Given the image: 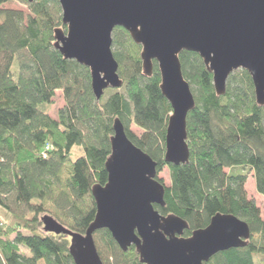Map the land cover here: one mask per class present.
Wrapping results in <instances>:
<instances>
[{"label": "trees", "instance_id": "1", "mask_svg": "<svg viewBox=\"0 0 264 264\" xmlns=\"http://www.w3.org/2000/svg\"><path fill=\"white\" fill-rule=\"evenodd\" d=\"M11 2L27 10L4 7ZM66 27L59 0H0V264H76L70 238L46 231L42 216L86 233L97 213L93 187L108 182L116 118L159 172L169 169V185L158 178L166 204L155 208L186 220L184 237L206 228L218 213L248 223L245 247L221 251L205 264H256L255 258L264 264V218L245 189L249 170L264 197V108L249 72L232 73L226 94L218 96L200 55L181 52L196 105L187 120L189 162L175 165L165 159L172 107L160 89L157 62L145 75L141 45L117 27L113 53L124 85L98 101L90 69L54 45L55 29ZM59 90L65 104L52 117L48 107ZM75 147L81 154L74 159ZM95 241L104 264H144L135 246L123 251L108 229L97 231Z\"/></svg>", "mask_w": 264, "mask_h": 264}, {"label": "water", "instance_id": "2", "mask_svg": "<svg viewBox=\"0 0 264 264\" xmlns=\"http://www.w3.org/2000/svg\"><path fill=\"white\" fill-rule=\"evenodd\" d=\"M59 2L67 27L55 29L54 45L64 58L90 69L98 101L107 89L124 85L113 53L117 27L141 45L145 75H152L157 62L160 89L172 107L166 136L168 163L180 165L190 159L187 120L196 101L182 71V51L200 55L213 74L218 96L226 94L232 73L249 72L257 104L264 108V0ZM113 129L112 152L106 161L108 182L93 187L97 213L86 233L74 232L50 215L42 217L46 231L70 238L76 264H104L95 241L101 229H108L123 251L135 246L144 264H205L221 251L247 245L251 229L232 214L218 213L206 228L184 237L188 222L155 208L166 204L157 162L129 139L119 118Z\"/></svg>", "mask_w": 264, "mask_h": 264}, {"label": "rangeland", "instance_id": "3", "mask_svg": "<svg viewBox=\"0 0 264 264\" xmlns=\"http://www.w3.org/2000/svg\"><path fill=\"white\" fill-rule=\"evenodd\" d=\"M4 7L5 8H14V9H19V10H25V11L27 10V6L25 4H22V3H19V2H11V3L6 4ZM64 30H66V28ZM113 90L114 89H112V88L107 89L105 91L104 96H109L113 92ZM64 104H65V102H64L63 93H62L61 90H59V91H57V95H56L53 103L51 105H49V107H48L49 114L52 117H57L58 110L61 107H63ZM131 129H132V131H134V132H136L138 134H140L142 132L141 129H139L135 125H132ZM80 154H81L80 149L75 147L73 158L75 159ZM232 171H234V169H230V168L226 169V172H232ZM158 177L163 179L165 185H169L170 184V181H171L170 172H169V169L167 167H165L161 172H159ZM245 189L247 191V194H248L249 198H255L256 199L258 205L261 208L262 216L264 218V197L257 192L256 186H255V180H254V177H253V173L251 171H249V170H248V180H247V183L245 185ZM21 249H22V251L27 253V255H30V251L27 248L21 246ZM255 261H256V264H257V258H255ZM39 264H45V263H44V261H40Z\"/></svg>", "mask_w": 264, "mask_h": 264}, {"label": "built area", "instance_id": "4", "mask_svg": "<svg viewBox=\"0 0 264 264\" xmlns=\"http://www.w3.org/2000/svg\"><path fill=\"white\" fill-rule=\"evenodd\" d=\"M44 154L46 155V153L44 152Z\"/></svg>", "mask_w": 264, "mask_h": 264}, {"label": "bare ground", "instance_id": "5", "mask_svg": "<svg viewBox=\"0 0 264 264\" xmlns=\"http://www.w3.org/2000/svg\"><path fill=\"white\" fill-rule=\"evenodd\" d=\"M94 197V196H93Z\"/></svg>", "mask_w": 264, "mask_h": 264}]
</instances>
